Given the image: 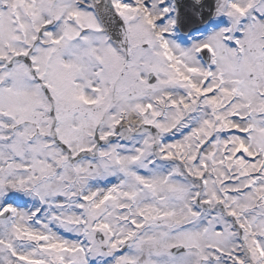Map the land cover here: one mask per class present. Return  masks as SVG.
Returning a JSON list of instances; mask_svg holds the SVG:
<instances>
[{
  "label": "snow or ice",
  "instance_id": "snow-or-ice-1",
  "mask_svg": "<svg viewBox=\"0 0 264 264\" xmlns=\"http://www.w3.org/2000/svg\"><path fill=\"white\" fill-rule=\"evenodd\" d=\"M0 264H264V0H0Z\"/></svg>",
  "mask_w": 264,
  "mask_h": 264
}]
</instances>
